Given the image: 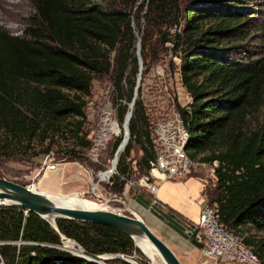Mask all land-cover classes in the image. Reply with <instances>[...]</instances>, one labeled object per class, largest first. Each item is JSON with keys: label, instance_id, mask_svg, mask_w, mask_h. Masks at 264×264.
Listing matches in <instances>:
<instances>
[{"label": "trees", "instance_id": "trees-1", "mask_svg": "<svg viewBox=\"0 0 264 264\" xmlns=\"http://www.w3.org/2000/svg\"><path fill=\"white\" fill-rule=\"evenodd\" d=\"M129 1L137 0L125 3ZM119 3L31 0L32 13L20 34L0 24V160L30 155L35 146L44 144L45 154L54 139L66 134L77 146L88 147L85 135L79 133L85 121V98L99 77L109 76L115 102L125 101L118 109V119L124 121L138 62L131 10L117 8ZM253 4V0H143L136 11L140 15L144 10L143 19L136 22L144 65L152 33L159 36L160 47L170 43L179 54V80L190 97L185 106L175 104L189 135L185 152L200 163L218 161L215 197L209 200L217 202L222 222L240 234L250 229L264 233V117L256 118L264 107V56L237 45L246 39L244 28ZM150 127L143 104L136 100L129 141L117 163L122 177L129 175L126 159L133 143L142 152L137 165L148 173L153 160ZM120 142L114 144V152ZM113 181L115 189H121L119 178ZM152 211L183 232L160 206ZM56 226L90 254L138 252L132 239L104 225L58 219ZM187 236L195 238L191 230ZM244 242L256 255L264 252V237L256 242L244 238ZM61 246L38 215L0 206L3 264H94ZM109 263L127 264L119 259Z\"/></svg>", "mask_w": 264, "mask_h": 264}, {"label": "rangeland", "instance_id": "rangeland-1", "mask_svg": "<svg viewBox=\"0 0 264 264\" xmlns=\"http://www.w3.org/2000/svg\"><path fill=\"white\" fill-rule=\"evenodd\" d=\"M142 1L143 0H137L134 4H131L129 1V4H127L125 3V0H119L120 5L117 4V8H124L128 11L131 10L130 23L132 24L136 39L135 50L137 51V48L139 47V54L141 50L142 36L138 33L136 22L137 18L142 17L144 10L140 15L136 11L139 10L138 7H141L140 5H142ZM253 3V5H249V21L244 28L246 31V39L243 42L237 43V45L241 50L245 49L247 53L261 57L264 56V0H253ZM31 9V0H0V24L8 32L20 34L25 20L32 13ZM142 19H139V21L141 24H144ZM173 31L175 30H172V32ZM147 43V59L145 60V65L141 59L143 67L140 73L136 100L143 104L148 119L153 118L157 120L169 115L172 107H175V104H180L181 106L187 105L185 102L187 101V97H190L181 86L179 80L177 71V67L180 63L178 52L172 50L173 48L170 43H166L163 47H160V39L156 33H152V37ZM138 75L139 73L137 76ZM109 85H111V92H108L107 90ZM112 87V82L109 76L99 77L93 81L91 94L85 98L87 102V119L92 121V123L96 119L95 115L98 114V106L106 97L113 103V106L118 105L116 107L117 113L119 106L125 104L124 100H118L115 102ZM263 117L264 107L261 108L256 115V118L259 121L262 120ZM66 135L67 136L64 137H58L56 140L54 139L49 150L53 151L59 158H62L65 155L67 156L64 162L60 163L59 171L48 173L46 176H35L40 168L42 155H44L43 150L46 148L44 144L42 147L35 146L36 151H31L32 153H30V155H16L9 159L0 160V177L23 186L33 185L36 190L42 192L47 191V193L52 195H83L87 199L103 205L111 212L131 217L137 216L139 219L143 220L147 226H149L151 231L169 247L181 264H204V258L200 252L194 248L192 240L182 237V235L173 231L176 242H170L169 239L163 235L164 233L159 228V225L154 224L147 219L153 218L157 220L159 219L158 216L153 214L152 210L146 207H141L137 204L138 198L144 201L148 200V194L145 185L142 182V178L146 174L142 168L137 165L139 158L142 156V152L137 143L132 144L130 155L126 159V164L130 167L129 175L127 178L123 177L124 180L118 177L122 186L121 189L117 190L114 187L115 185L100 181V176L97 174L102 169H106V172L111 169L114 162L115 142L111 147H107V150L104 151L100 158V161L102 162L101 165H95L85 157L81 156L84 147L77 146L74 138L70 136V134ZM73 152H77V154L73 155ZM115 176L116 175L114 174L111 179ZM191 176L197 178L201 183V194L203 198H205V196L207 199H213L215 197L213 182L207 177L205 171L199 169ZM97 182H101L99 186L97 185ZM94 184L96 185V190H94ZM137 209H144L147 215L138 212ZM162 223L167 225L165 222ZM241 234L244 238L252 239L255 242L264 237V233L257 232L253 229L241 232ZM75 245L76 249L81 251V247L76 242ZM63 246L64 245L61 247ZM254 247L256 249V246ZM135 248L138 252H134L132 256H134L141 264H152L151 260L142 253L136 244ZM69 253L73 256L82 258L81 254L72 251ZM258 254L259 264H264V252H259ZM111 261L113 260L107 261L106 264H110L109 262ZM207 263L214 264L211 260H207ZM156 264L163 263L161 259H158Z\"/></svg>", "mask_w": 264, "mask_h": 264}, {"label": "built area", "instance_id": "built-area-1", "mask_svg": "<svg viewBox=\"0 0 264 264\" xmlns=\"http://www.w3.org/2000/svg\"><path fill=\"white\" fill-rule=\"evenodd\" d=\"M110 86L107 88L108 92L112 91ZM117 106H113V103L106 97L98 106V114L95 115L96 119L92 123L87 119L86 102L85 121L80 136L85 133V140L89 144L84 148L81 156L95 165H101L100 158L107 147H111L114 142L116 143L119 139L122 141L124 138V121L119 122ZM149 122L153 160L149 162L148 173L142 178L148 194V209L152 210L153 207L161 205L157 197L161 183L186 179L199 169L205 171L215 187V170L219 167L218 161L200 163L189 159L185 152L189 135L174 106L169 115L157 120L149 118ZM66 157L65 155L59 158L53 151H48L42 155L40 168L35 176H46L48 173L59 171L60 163H63ZM105 170L102 169L97 174ZM114 171L115 177L124 180L117 172V165ZM111 178L105 182L110 185L114 184V178ZM100 183L97 182V185L99 186ZM203 199L197 222L190 227V230L195 234L193 242L199 247L204 264H208L207 260L213 261L214 264H259L258 256L251 247L245 244L243 235L228 228L222 222L217 202L210 201L206 196Z\"/></svg>", "mask_w": 264, "mask_h": 264}, {"label": "water", "instance_id": "water-1", "mask_svg": "<svg viewBox=\"0 0 264 264\" xmlns=\"http://www.w3.org/2000/svg\"><path fill=\"white\" fill-rule=\"evenodd\" d=\"M136 57L139 75L137 76V82L134 88L132 101L129 104L128 112L126 113L124 119L125 135L114 153V169L116 168L120 153L124 150L129 140L128 124L132 116V110L136 100L137 89L140 81V73L143 67V63L139 54V47L136 51ZM0 206L16 207L25 210L26 212H32L38 215L50 225L62 245H64L65 241H70V239L59 233L56 226V220L65 219L77 222L93 223L104 225L123 233L132 239L134 246V237L144 236L158 252L163 264H181L176 255L151 231L144 221L134 216H125L105 210H84L64 207L57 204L44 194L32 190L28 186L20 185L2 177H0ZM46 216H53L55 218V224L51 225L45 219ZM73 242L75 243V241ZM59 249L70 252L64 246L60 247ZM79 254L82 255L83 259L94 264H106L107 261L115 259H119L127 264H133L132 262L140 264V262L132 255H94L85 252L82 248ZM0 264L3 263L0 262Z\"/></svg>", "mask_w": 264, "mask_h": 264}, {"label": "crops", "instance_id": "crops-1", "mask_svg": "<svg viewBox=\"0 0 264 264\" xmlns=\"http://www.w3.org/2000/svg\"><path fill=\"white\" fill-rule=\"evenodd\" d=\"M189 102L190 98L187 97V101L185 102V104H188ZM201 189V183L197 178H194L193 176H189L186 179L178 181H165L159 185L157 197L161 204V212L163 215L171 217L172 222L177 224V226H179L183 230L182 233L174 228L168 220H164L162 218V215L159 217L157 214H155L154 211H152V213L157 215L159 219L156 220L153 218H147L148 221H152L154 224L159 225V228L163 231L164 234L162 232L161 233L165 235L170 242H176L174 232L182 235V237L189 239L187 235L190 232V227L197 222L198 214L204 201L201 194ZM137 204H139L141 207L148 208V201H144V203L141 204L137 199ZM137 210L138 212L147 215L144 209ZM161 221L165 222L168 226L164 225ZM189 240H192L193 242V239ZM194 248L200 252L199 247L194 245Z\"/></svg>", "mask_w": 264, "mask_h": 264}, {"label": "bare ground", "instance_id": "bare-ground-1", "mask_svg": "<svg viewBox=\"0 0 264 264\" xmlns=\"http://www.w3.org/2000/svg\"><path fill=\"white\" fill-rule=\"evenodd\" d=\"M114 164H115V162H113V165H112L111 169L108 172H106L107 170H105V172L99 173L100 181H107V179H109V178L112 177V175L115 172L114 171L115 170L114 169ZM29 187L32 190L38 191V190H36L33 187V185L32 186H29ZM94 190H96V185L94 186ZM38 192L44 194L45 196H47L50 199H52L53 201H55L57 204L62 205L64 207L75 208V209H84V210H105V211H109L103 205L97 204L94 201H92L90 199H87L83 195H79V194L52 195V194H49L47 192H42V191H38ZM45 219L51 225H54L55 224V218L53 216H46ZM134 242H135L136 246L142 251V253H144L145 256H147L151 260L152 264H156L157 263V260L160 259V255L154 249V247L152 246V244L148 241V239L146 237H144V236H136V237H134ZM64 247L68 251H72V252L77 253V254H79L81 252V251H79V250L76 249V245H75L74 242H72V240L65 241L64 242ZM132 263L133 264H138L136 262H132Z\"/></svg>", "mask_w": 264, "mask_h": 264}]
</instances>
